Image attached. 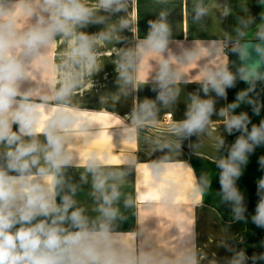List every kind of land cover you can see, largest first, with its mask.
Instances as JSON below:
<instances>
[{"label":"crops","instance_id":"0c3cea01","mask_svg":"<svg viewBox=\"0 0 264 264\" xmlns=\"http://www.w3.org/2000/svg\"><path fill=\"white\" fill-rule=\"evenodd\" d=\"M81 3L91 15L70 35L57 34L39 54L26 53L23 46L9 52L24 66L17 99L26 95L37 106L40 126L67 119L61 134L70 161L41 174L47 168L41 159L23 178L8 175L18 180L21 197L32 184L51 189L57 205L70 196L75 203L69 213L82 211L115 264H232L247 219H236L235 205L223 198L211 168L231 144L228 92L205 94L203 84L225 67L238 76L236 49L225 52L223 45L249 39L264 19V0H120L119 11L100 7L99 0ZM49 18L45 0H0V29L10 22L21 35ZM161 19L168 36L157 50L148 37L151 23ZM82 35L90 58L73 54ZM65 87L67 94L58 98ZM198 99L213 101L209 123L196 134L178 132ZM11 129L19 132L15 123ZM32 139L22 136L24 142ZM35 139L46 144L39 130ZM9 150L0 143L5 171ZM96 184L104 194L113 189L119 194L111 220L96 211L103 204ZM242 197V205L259 200ZM52 219L37 216L32 224ZM61 226L76 230L67 220ZM244 254V264H254Z\"/></svg>","mask_w":264,"mask_h":264},{"label":"clouds","instance_id":"9594fccd","mask_svg":"<svg viewBox=\"0 0 264 264\" xmlns=\"http://www.w3.org/2000/svg\"><path fill=\"white\" fill-rule=\"evenodd\" d=\"M119 4L120 0H99L100 7L106 10L115 6V10L119 11ZM45 10L50 13V18L47 21L40 20L35 27L21 35H17L10 22L0 29V143H6L10 149L7 152V171L0 169V264H115L114 259L94 239V233L89 230L87 218L82 211L77 209L69 213L75 203L70 196H64L62 204L57 205L51 189L32 184L27 187L26 195L21 197L16 187L18 180L8 175V172H16L23 178L31 168L41 163V159L47 166L40 169L41 174L47 169L59 171L70 161L64 149V136L61 134L67 119L53 120L47 126H40L37 106L28 102L26 95L17 99L21 96L18 81L25 74L24 66L9 52L12 48L23 46L26 53L39 54V49L47 46L57 34L68 36L75 25L87 22L91 11L81 0H45ZM150 27L149 45L162 50L167 42V24L161 19L151 23ZM73 54L90 58L86 36L80 37V44L73 49ZM238 73L245 81L264 79V75H258L255 68H250L246 73L238 70ZM166 77L167 72L162 71V82ZM235 79L233 73L225 67L205 77L203 90L205 94L212 91L217 96L226 97V88L234 86ZM67 92V87L62 88L58 98ZM246 95V92H240L237 103L230 104L229 109L238 107V102L243 101ZM213 111L212 100H195L177 131L188 135L203 131ZM219 114L224 116L226 111L222 109ZM12 123L18 125V133L12 131ZM248 123L245 113L231 115L227 119L229 133L235 129L246 135L239 136L228 155L217 161L223 198L233 202L238 220L243 218L245 209L242 206L243 197L235 182L242 175L241 165L247 163L248 154L254 151L255 146L264 143V121L259 126L254 125L250 132ZM38 130L46 137V144L42 145L35 139ZM22 136L33 139L24 142ZM261 164L264 165V158L261 159ZM95 187L103 196V204L96 211L111 220L117 215L112 204L119 194L115 189L110 194H104L102 184H96ZM258 188L264 190V178L259 181ZM21 199L23 202L18 205L17 202ZM37 216H51L53 219L50 224H32ZM66 220L75 231L61 226ZM252 220L258 227H264V196H261ZM17 224L20 225L19 228H15ZM245 259L244 252H240L232 264H244Z\"/></svg>","mask_w":264,"mask_h":264},{"label":"trees","instance_id":"16d2710c","mask_svg":"<svg viewBox=\"0 0 264 264\" xmlns=\"http://www.w3.org/2000/svg\"><path fill=\"white\" fill-rule=\"evenodd\" d=\"M228 104L237 103V95L240 92H246L243 101L238 102L239 106L235 109H229L231 115H240L245 113L249 123L247 125L250 132L252 127L259 126L264 121V81L263 82H245L235 79L234 86L227 88ZM251 101V103H249ZM258 109V111H257ZM246 135L242 131L233 130L231 136V144L227 150V155L236 139ZM264 158V143L255 146L254 151L248 154L246 164L241 165L242 175L236 180V187L240 194L259 197V200H249L244 207L243 216L247 219V229L243 233V239L237 243V250L245 252L251 262L254 264H262L264 262V227H258L253 223L252 217L255 215L257 204L261 196H264V190L258 188L259 181L264 178V165L261 159ZM212 171L215 172L216 178H220V169L217 164H212Z\"/></svg>","mask_w":264,"mask_h":264},{"label":"water","instance_id":"95a60500","mask_svg":"<svg viewBox=\"0 0 264 264\" xmlns=\"http://www.w3.org/2000/svg\"><path fill=\"white\" fill-rule=\"evenodd\" d=\"M264 19L259 26L253 31L249 39L240 44L236 49L237 53V71L242 70L246 73L250 68H255L258 75H264ZM236 79L245 81L240 78V74ZM264 79H250L245 82H263Z\"/></svg>","mask_w":264,"mask_h":264},{"label":"built area","instance_id":"2783aa9c","mask_svg":"<svg viewBox=\"0 0 264 264\" xmlns=\"http://www.w3.org/2000/svg\"><path fill=\"white\" fill-rule=\"evenodd\" d=\"M240 43L239 42H234V43H224L223 45V50L225 52H228L231 48L237 49L239 48ZM167 118L170 119L171 115H167Z\"/></svg>","mask_w":264,"mask_h":264},{"label":"rangeland","instance_id":"374dc122","mask_svg":"<svg viewBox=\"0 0 264 264\" xmlns=\"http://www.w3.org/2000/svg\"><path fill=\"white\" fill-rule=\"evenodd\" d=\"M258 26H259V25H258ZM258 26H257V27H258ZM257 27H255V28H254V29L251 31V33H250V34H252V33H253V31H254V30L257 28Z\"/></svg>","mask_w":264,"mask_h":264},{"label":"flooded vegetation","instance_id":"af4514ba","mask_svg":"<svg viewBox=\"0 0 264 264\" xmlns=\"http://www.w3.org/2000/svg\"><path fill=\"white\" fill-rule=\"evenodd\" d=\"M262 264H264V262Z\"/></svg>","mask_w":264,"mask_h":264}]
</instances>
